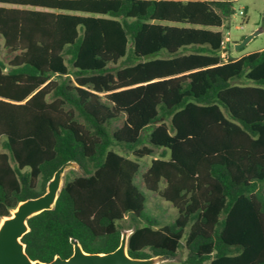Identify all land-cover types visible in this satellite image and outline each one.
Returning a JSON list of instances; mask_svg holds the SVG:
<instances>
[{"label":"trees","instance_id":"trees-1","mask_svg":"<svg viewBox=\"0 0 264 264\" xmlns=\"http://www.w3.org/2000/svg\"><path fill=\"white\" fill-rule=\"evenodd\" d=\"M234 1L0 0V219L78 163L27 220L30 260L67 258L70 237L107 253L132 230V257L264 264V49L222 59Z\"/></svg>","mask_w":264,"mask_h":264},{"label":"water","instance_id":"water-1","mask_svg":"<svg viewBox=\"0 0 264 264\" xmlns=\"http://www.w3.org/2000/svg\"><path fill=\"white\" fill-rule=\"evenodd\" d=\"M263 31L264 28H258L247 33L240 41L234 42V49L238 51ZM69 169L78 171V163L69 160L60 165L47 181L42 194L19 201L8 216L0 219V264H160L167 260L163 255L148 258L130 256L127 239L132 230L121 231L117 247L107 253L86 252L74 238L70 237L72 253L67 258L56 255L50 261L30 260L21 241L22 235L29 232L27 220L40 212L54 208L64 183V174Z\"/></svg>","mask_w":264,"mask_h":264},{"label":"rangeland","instance_id":"rangeland-1","mask_svg":"<svg viewBox=\"0 0 264 264\" xmlns=\"http://www.w3.org/2000/svg\"><path fill=\"white\" fill-rule=\"evenodd\" d=\"M233 15L228 22H225L220 29L223 33L227 31L230 43H226L225 46L227 48V53L223 54L222 59L226 60L228 57L236 58L242 56L247 53H253L259 50L264 49V31L255 36L251 41H249L244 47L236 51L234 49V42L240 41V38L246 35L253 30L258 28H264V0H235L232 5ZM240 8H246L248 14V20H245V16L239 15L238 11ZM3 39L0 37V59L7 63L11 54H8L3 47ZM114 65H111L113 67ZM236 83H240L237 81ZM121 121L115 123V125H119ZM118 151L116 148H114ZM149 157H145L141 160V171L146 169L148 164L150 163ZM73 170V169H69ZM67 170L65 174L69 171ZM77 171V170H74ZM77 173H79L77 171ZM64 174V175H65ZM137 184L142 188L143 194L146 198V209L147 211L155 216V218L159 221L160 225H163L168 222H172L173 217L176 216V210L171 206L169 202L164 201L163 199L156 196V194H152L148 192V190L144 189L142 183L140 181L139 176L136 178ZM163 185L161 184L160 187ZM185 250L180 248L173 258H167L165 262L160 264H164L166 262L169 263H181L185 258Z\"/></svg>","mask_w":264,"mask_h":264},{"label":"built area","instance_id":"built-area-1","mask_svg":"<svg viewBox=\"0 0 264 264\" xmlns=\"http://www.w3.org/2000/svg\"><path fill=\"white\" fill-rule=\"evenodd\" d=\"M238 13L241 16H245L244 8H240ZM226 43H230V39H229L227 31L225 32V34L223 35V39L221 40V47H222L221 57L223 56V54L227 53V48L225 46ZM223 50H225V51H223Z\"/></svg>","mask_w":264,"mask_h":264},{"label":"crops","instance_id":"crops-1","mask_svg":"<svg viewBox=\"0 0 264 264\" xmlns=\"http://www.w3.org/2000/svg\"><path fill=\"white\" fill-rule=\"evenodd\" d=\"M244 11H245V20L247 21V20H248L247 9H246V8H244Z\"/></svg>","mask_w":264,"mask_h":264}]
</instances>
